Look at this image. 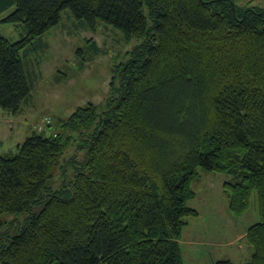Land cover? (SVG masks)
I'll return each instance as SVG.
<instances>
[{
  "label": "trees",
  "instance_id": "trees-1",
  "mask_svg": "<svg viewBox=\"0 0 264 264\" xmlns=\"http://www.w3.org/2000/svg\"><path fill=\"white\" fill-rule=\"evenodd\" d=\"M238 1L0 0V15L13 8L0 22L24 30L0 37V108L12 115L32 95L23 58L64 10L141 41L104 103L54 116L0 155V264H184L199 169L228 176L233 216L257 191L242 264H264V9Z\"/></svg>",
  "mask_w": 264,
  "mask_h": 264
},
{
  "label": "rangeland",
  "instance_id": "rangeland-1",
  "mask_svg": "<svg viewBox=\"0 0 264 264\" xmlns=\"http://www.w3.org/2000/svg\"><path fill=\"white\" fill-rule=\"evenodd\" d=\"M237 4L243 8L264 9V0H239ZM12 10L0 15V20ZM23 33L21 25L0 22V37L10 42L20 40ZM89 39L95 42L97 54L86 42ZM140 42L136 38L126 42L120 31L101 22L90 29L69 10H64L58 25L36 39L32 45L34 51L23 58L34 78L28 102L16 115L0 108V155L15 153L17 145L31 133L46 130V125L54 122V116L66 117L88 103L96 106L104 103L111 82L118 83L114 70L123 65ZM68 149L66 154L70 156L73 149ZM77 156L83 161L85 153L78 152ZM198 173V179L191 185L195 197L188 201V206L195 209L198 216L187 220L190 222L182 228L179 241L183 263L209 264L221 258H229L235 264L248 261L252 249L245 236L240 239L236 235L259 221L257 191H252L247 211L233 216L236 220L233 223L228 218L232 215L222 188L228 176L201 169ZM55 183L49 180L47 185ZM11 219H17L22 226L25 214ZM191 237L192 245L189 244ZM202 242H205L204 249Z\"/></svg>",
  "mask_w": 264,
  "mask_h": 264
},
{
  "label": "crops",
  "instance_id": "crops-1",
  "mask_svg": "<svg viewBox=\"0 0 264 264\" xmlns=\"http://www.w3.org/2000/svg\"><path fill=\"white\" fill-rule=\"evenodd\" d=\"M228 201V200H227ZM230 217V220H231V222H233V223H235L236 222V220H234L235 218L233 217V215L232 216H228V218ZM188 220V219H187ZM187 220H186V223H189L190 221H188L187 222ZM246 231V230H245ZM245 231L244 232H242V233H240V234H238V235H236V236H240V239H243V237L245 236ZM186 233V232H185ZM236 236L235 235H233V237L234 238H236ZM189 244L190 245H192L193 244V237H191V239H190V241H189ZM201 245H202V249H204V248H206V246H205V242H202L201 243ZM249 249V248H248ZM250 249H252L251 247H250ZM251 254H252V250H251V253L249 254V256H251ZM198 255H199V252H198ZM201 258V257H200ZM221 259H229V258H221ZM211 261L213 260V259H210ZM216 260H220V259H216ZM229 260H231V259H229ZM249 260V259H248ZM232 261V260H231ZM209 264H212V263H209ZM235 264V263H234Z\"/></svg>",
  "mask_w": 264,
  "mask_h": 264
}]
</instances>
